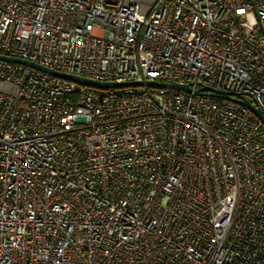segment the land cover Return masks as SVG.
Wrapping results in <instances>:
<instances>
[{"label":"built area","instance_id":"built-area-1","mask_svg":"<svg viewBox=\"0 0 264 264\" xmlns=\"http://www.w3.org/2000/svg\"><path fill=\"white\" fill-rule=\"evenodd\" d=\"M0 264H264V0H0Z\"/></svg>","mask_w":264,"mask_h":264},{"label":"water","instance_id":"water-1","mask_svg":"<svg viewBox=\"0 0 264 264\" xmlns=\"http://www.w3.org/2000/svg\"><path fill=\"white\" fill-rule=\"evenodd\" d=\"M1 60L9 61V62H15V63H22L28 66H31L33 68H36L38 70L50 73L55 76H59L65 79H69L72 81H75L80 84H85V85H90L94 87H110V86H118V85H142L146 84L148 86H153V87H171V88H177L180 90L184 91H191V88L188 85H182V84H177V83H157L154 81H149L147 80L145 83L143 82H138V81H132V82H101V81H96L92 80L86 77L82 76H77L74 74H68L64 72H60L54 69L47 68L45 66H42L38 63L21 59V58H15V57H10V56H5V55H0ZM201 91H206L210 95L220 97V98H225L229 99L231 101H234L236 103L242 104L246 107H248L251 111H253L262 121H264V112L260 110V108L255 104L254 101L244 97L240 96L238 94H232L228 91L220 90V89H214L208 86H203L199 89H195L194 93H200Z\"/></svg>","mask_w":264,"mask_h":264}]
</instances>
